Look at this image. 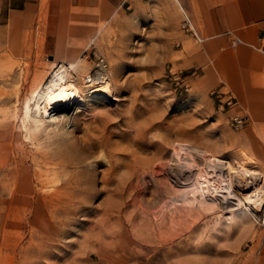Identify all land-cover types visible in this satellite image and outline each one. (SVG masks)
Masks as SVG:
<instances>
[{"label":"rangeland","instance_id":"1","mask_svg":"<svg viewBox=\"0 0 264 264\" xmlns=\"http://www.w3.org/2000/svg\"><path fill=\"white\" fill-rule=\"evenodd\" d=\"M45 3L0 0V100L10 97L0 102V125L30 154H0V264H264V203L225 207L200 182L206 175L183 185L172 170L182 159L210 172L204 154L264 178V123L232 129L230 109L192 90L180 45L167 57L147 10L125 8L91 32H62L44 50ZM99 58L116 101L88 93ZM62 64L85 101L57 134L31 114L35 90ZM178 71L185 84L173 78ZM16 161L29 166L32 187L13 185L18 169L4 168Z\"/></svg>","mask_w":264,"mask_h":264},{"label":"crops","instance_id":"2","mask_svg":"<svg viewBox=\"0 0 264 264\" xmlns=\"http://www.w3.org/2000/svg\"><path fill=\"white\" fill-rule=\"evenodd\" d=\"M45 1L44 50L66 38L62 32H91L125 8L147 10L148 29L163 34L167 57H172L174 45H180L181 65L194 69L193 91H229L237 100L231 114H246L249 120L264 123V0ZM186 17L202 42L182 29ZM228 31L244 42L231 45Z\"/></svg>","mask_w":264,"mask_h":264},{"label":"bare ground","instance_id":"3","mask_svg":"<svg viewBox=\"0 0 264 264\" xmlns=\"http://www.w3.org/2000/svg\"><path fill=\"white\" fill-rule=\"evenodd\" d=\"M41 15L42 12H40V16ZM40 22L41 21H38V25ZM71 68L72 67L65 64L60 65L59 68L50 72L47 82L44 80L46 84L35 90L37 98L34 102L33 112L31 114L35 126L43 127L45 131L49 128L57 132V134H59V131L60 133L62 131L65 132L71 127L76 115L82 110L85 101L84 94L78 85H76L72 75L73 69ZM86 76L88 77L86 81L90 85L88 89L90 95L101 96L111 102L118 100L117 97L110 94L109 77L106 76V74L102 76L98 75L97 77ZM8 101H10V97L7 96L0 100L1 103H6ZM16 101H20V91L17 92ZM61 124H63V127L60 126ZM6 125L7 124L4 126L0 125V154L4 151L7 159L10 156L9 153L13 152L14 149H23L26 153V157H29L30 154L27 153L24 147L14 145L13 139H17L18 136L15 135L13 131L10 132L9 126ZM8 138H10L9 142H7ZM203 157V160L205 159L211 163V166H209L210 168L212 167L210 172L205 169L202 170L200 168L201 164L199 165L196 162L195 164L194 162L191 164V162L179 159L172 167L175 175V178H173L184 185L187 183L183 180H190L191 177H193V179H198L200 175H206L205 177L202 176L203 178L200 179L202 180L200 182L206 186V189L207 187L213 188L215 194L221 197L225 207L231 204L241 205L243 201L253 204V202L258 200V202L260 201L259 203H264V178L256 174L254 170L244 165H241L237 170H234L232 167L226 169L223 168L222 165L212 162L211 159H206L204 154ZM30 159L33 158L30 157ZM22 162L24 163L25 161L22 160ZM13 165L10 164L4 169L10 170L13 167L17 168L16 177L21 176L22 180L15 179V183L12 184L14 186L32 187L34 182L30 174L29 166L24 165L19 167L20 163L17 161Z\"/></svg>","mask_w":264,"mask_h":264},{"label":"built area","instance_id":"4","mask_svg":"<svg viewBox=\"0 0 264 264\" xmlns=\"http://www.w3.org/2000/svg\"><path fill=\"white\" fill-rule=\"evenodd\" d=\"M182 29L186 33L191 34L198 42H202L204 40L203 37H200L197 34L190 19L187 17L184 18V20L182 21ZM225 34L230 38V43L233 46H236L244 42L239 36H237L232 31H228ZM96 68L97 69L94 77H97L98 75L102 76L105 74L107 76V63L103 58L98 59ZM173 78L177 81V83H179L180 81L182 82V84H185V81L181 75V71L173 72ZM185 89L186 90L188 89L187 86H185ZM210 94L214 99V101L216 102L218 109L220 110L231 109L237 105L236 97L233 96L229 91H225L222 88L213 89L211 90ZM229 123L232 129L238 131L243 129L249 123V117L246 114H240V113L231 114L229 116Z\"/></svg>","mask_w":264,"mask_h":264}]
</instances>
